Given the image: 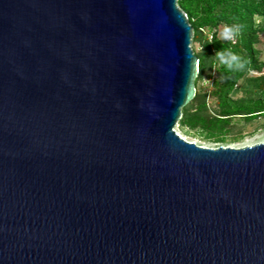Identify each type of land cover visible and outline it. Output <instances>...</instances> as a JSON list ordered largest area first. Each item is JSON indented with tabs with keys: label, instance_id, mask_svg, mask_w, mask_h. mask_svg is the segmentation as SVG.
Segmentation results:
<instances>
[{
	"label": "water",
	"instance_id": "obj_1",
	"mask_svg": "<svg viewBox=\"0 0 264 264\" xmlns=\"http://www.w3.org/2000/svg\"><path fill=\"white\" fill-rule=\"evenodd\" d=\"M193 37L178 0H0V264H264V141L175 130Z\"/></svg>",
	"mask_w": 264,
	"mask_h": 264
},
{
	"label": "trees",
	"instance_id": "obj_2",
	"mask_svg": "<svg viewBox=\"0 0 264 264\" xmlns=\"http://www.w3.org/2000/svg\"><path fill=\"white\" fill-rule=\"evenodd\" d=\"M178 5L193 26V43L201 47L195 51L196 93L183 107L179 126L210 141H238L242 135L229 139L236 117L264 118V60L257 47L264 33V0H178ZM206 79L209 89L203 87Z\"/></svg>",
	"mask_w": 264,
	"mask_h": 264
},
{
	"label": "rangeland",
	"instance_id": "obj_3",
	"mask_svg": "<svg viewBox=\"0 0 264 264\" xmlns=\"http://www.w3.org/2000/svg\"><path fill=\"white\" fill-rule=\"evenodd\" d=\"M211 37V36H210ZM260 43L257 44V47L260 49V59L264 60V33L261 34L260 36ZM192 49L196 52H199L201 50V47L199 43H193L191 44ZM257 74V73H256ZM264 74V71L263 73ZM203 87L205 89L210 88V81L209 80H204L203 81ZM242 95L241 92H239L236 97H239ZM210 104L214 105L215 102L210 99L209 100ZM262 124H264V118L259 119V120H254L252 122H246L244 118L241 117H236L234 119V127H233V132L230 134L229 139H233L230 137L234 136H239L242 135L238 141H230V142H225V143H218L214 141L207 140L206 138H203L202 136L195 135L193 133L188 132L186 129H183L182 127L179 126V123L175 126V130L179 135H181L183 138H185L188 141L195 142L196 144L200 146H205V147H212V148H217L219 146H225V147H243L247 145H254L260 142L264 141V127H262Z\"/></svg>",
	"mask_w": 264,
	"mask_h": 264
},
{
	"label": "clouds",
	"instance_id": "obj_4",
	"mask_svg": "<svg viewBox=\"0 0 264 264\" xmlns=\"http://www.w3.org/2000/svg\"><path fill=\"white\" fill-rule=\"evenodd\" d=\"M216 55L218 58H220L223 61L224 57L222 53L217 52Z\"/></svg>",
	"mask_w": 264,
	"mask_h": 264
}]
</instances>
